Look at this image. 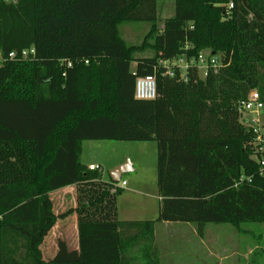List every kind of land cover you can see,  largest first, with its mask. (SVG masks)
<instances>
[{
	"label": "trees",
	"instance_id": "16d2710c",
	"mask_svg": "<svg viewBox=\"0 0 264 264\" xmlns=\"http://www.w3.org/2000/svg\"><path fill=\"white\" fill-rule=\"evenodd\" d=\"M159 1L0 0V264H160L157 222L201 237L208 223L264 222L260 155L238 109L253 90L264 102V0H172L160 29ZM126 22L150 24L140 44L121 35ZM207 48L222 65L206 77L158 68ZM150 74L157 98L137 99ZM104 139L156 141L157 219L121 220L122 181L81 161L85 140ZM66 187L75 204L59 213L52 193ZM71 215L78 246L57 237L46 259L41 245Z\"/></svg>",
	"mask_w": 264,
	"mask_h": 264
},
{
	"label": "rangeland",
	"instance_id": "374dc122",
	"mask_svg": "<svg viewBox=\"0 0 264 264\" xmlns=\"http://www.w3.org/2000/svg\"><path fill=\"white\" fill-rule=\"evenodd\" d=\"M174 13V1H159L157 14L159 29L163 28L166 19L173 17ZM149 29L150 24L147 22H126L120 26L121 35L129 44H140ZM209 49H205L204 52L208 53ZM147 54L148 52L138 53L137 57ZM132 67H135V63ZM242 117L248 115L243 113ZM262 119L264 121V109ZM126 161L135 162L137 171L125 173L123 179H127L132 185L137 184L144 189L147 196L128 195L129 186H123L124 190L118 197L120 208L135 211L140 218L157 219V213L151 214V210L158 209L159 205L156 141L104 139L83 142L82 162L88 166L91 164L99 166L98 170L102 171L104 177L108 176V172L116 164ZM75 196L74 187L69 191L53 192L55 210L61 213L72 207L75 204ZM73 221L70 216L58 220V226H55L41 245L46 259L54 256L57 251V238L53 241L54 236L64 237L63 233L72 226ZM156 224L158 226L156 245L160 249L161 264H264V222H244L238 226L229 223H208L203 238L197 231L192 233L188 227L180 230V225H163L161 222ZM68 235L70 236L69 231ZM69 246L75 248L78 244L72 238L69 240Z\"/></svg>",
	"mask_w": 264,
	"mask_h": 264
},
{
	"label": "built area",
	"instance_id": "2783aa9c",
	"mask_svg": "<svg viewBox=\"0 0 264 264\" xmlns=\"http://www.w3.org/2000/svg\"><path fill=\"white\" fill-rule=\"evenodd\" d=\"M16 1V0H8ZM30 53H35L34 48L23 51L22 56L27 57ZM11 58L16 56L15 52L9 54ZM158 68L162 65L165 68L164 75L175 77L177 75L176 69L180 71L179 80L187 81L188 71L191 67H196L202 77H206L210 68H217L222 65L218 56L212 54L210 51L205 53L202 51L197 57H188L185 54L172 58L161 59L158 61ZM68 66H72V62H68ZM157 70V67H155ZM135 96L141 100H153L158 96V84L156 74L137 77L135 86ZM239 111L247 114L244 117L246 125L252 127L255 134V144L257 154L259 153L258 162L260 165V174L264 176V125L262 123V110L264 109V102L260 98V93L253 90L249 93L247 98L238 104ZM91 169H100L99 166L90 165ZM127 181L121 182V186H126Z\"/></svg>",
	"mask_w": 264,
	"mask_h": 264
},
{
	"label": "crops",
	"instance_id": "0c3cea01",
	"mask_svg": "<svg viewBox=\"0 0 264 264\" xmlns=\"http://www.w3.org/2000/svg\"><path fill=\"white\" fill-rule=\"evenodd\" d=\"M262 123L264 125L263 119H262ZM81 161H82V156H81ZM118 164H120V163H118ZM118 164H116V165H118ZM91 165H93V164H91ZM133 167L135 168L134 171H137V165H136L135 162H133ZM103 179H105V180H111V176L109 175V172H108V176H105V177L103 176ZM124 180L127 181L126 186H129V188L127 190L128 195H140V196L146 195L144 189L140 188L137 184L136 185H132V184H130V182L127 179H123V177H122V180L121 181H124ZM126 186H124V187H126ZM71 188L72 187H66V188L59 189V190L69 191ZM158 195H159V192H158ZM159 204H160V196H159ZM147 205H149V204L147 203ZM120 206L121 205L119 204V200H118V213H119V218L121 220H144V218H147V217H141L140 218L139 217L140 215H138L137 212H135V211L134 212H131V211H127L125 209L122 210L120 208ZM144 209L146 210L145 207H144ZM154 213H157V214L159 213V205H158V209L156 208V209H152L151 210V214H154ZM142 214H144V213H142ZM151 216H154V215H151ZM70 217H72V219H74L73 224H72V226L70 228H68L66 230L65 233H63V234H65V236L64 237H61V238L64 239V240H66L68 243H69V240H71L73 238V241L74 242H77V244H78L77 218H76V215H71ZM150 218H153V217H150ZM161 224H163V225H178V226L180 225V227H181L180 230H185V228L188 227V229H190L192 231V233H197L196 232L197 231V225L196 224L193 225V226L191 225V223H183V222H161ZM157 227L158 226L156 224V227H155L156 244H157ZM68 231L70 232V236L68 235ZM54 237L55 238L53 239V241L56 240V238L58 236H54ZM201 238H203V237H201ZM158 250H159V255H160V249H158ZM160 257H161V255H160ZM160 264H161V259H160Z\"/></svg>",
	"mask_w": 264,
	"mask_h": 264
},
{
	"label": "water",
	"instance_id": "95a60500",
	"mask_svg": "<svg viewBox=\"0 0 264 264\" xmlns=\"http://www.w3.org/2000/svg\"><path fill=\"white\" fill-rule=\"evenodd\" d=\"M133 163L131 161L122 162L110 170L111 180L120 182L125 173L133 171Z\"/></svg>",
	"mask_w": 264,
	"mask_h": 264
}]
</instances>
